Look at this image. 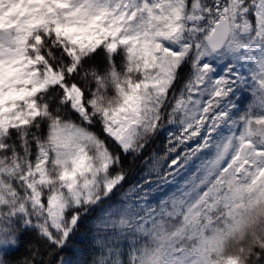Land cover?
Returning <instances> with one entry per match:
<instances>
[{
	"label": "snow or ice",
	"instance_id": "1",
	"mask_svg": "<svg viewBox=\"0 0 264 264\" xmlns=\"http://www.w3.org/2000/svg\"><path fill=\"white\" fill-rule=\"evenodd\" d=\"M0 264H264V0H0Z\"/></svg>",
	"mask_w": 264,
	"mask_h": 264
},
{
	"label": "trees",
	"instance_id": "2",
	"mask_svg": "<svg viewBox=\"0 0 264 264\" xmlns=\"http://www.w3.org/2000/svg\"><path fill=\"white\" fill-rule=\"evenodd\" d=\"M165 143V138H161V140L157 141L156 148L162 149ZM83 239L84 237L81 236L77 239L76 242H74L72 246H70V250L65 253L66 258L76 261L88 255L87 246L85 243L82 242Z\"/></svg>",
	"mask_w": 264,
	"mask_h": 264
}]
</instances>
